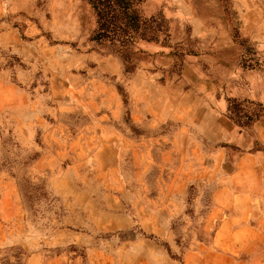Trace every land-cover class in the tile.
<instances>
[{
  "label": "rangeland",
  "instance_id": "obj_1",
  "mask_svg": "<svg viewBox=\"0 0 264 264\" xmlns=\"http://www.w3.org/2000/svg\"><path fill=\"white\" fill-rule=\"evenodd\" d=\"M129 2L136 34L96 40L86 0H0V264H247L246 250L227 260L221 253L228 244L238 252L247 235L228 240L224 227L212 241L226 220L213 194L237 167L264 173V0L218 5L232 47L217 49L215 62L241 73L220 87L255 88L257 97L229 98L231 114L218 123L229 139L237 127L252 147L220 140L223 162L205 159L196 173L175 150L180 121L165 118L147 138L131 121L137 110L152 120L136 103L145 89L187 92L180 81L208 67L200 45L216 41L193 37L194 25L179 19L182 0ZM242 3L255 7L247 25ZM215 147L204 139L199 151Z\"/></svg>",
  "mask_w": 264,
  "mask_h": 264
},
{
  "label": "clouds",
  "instance_id": "obj_2",
  "mask_svg": "<svg viewBox=\"0 0 264 264\" xmlns=\"http://www.w3.org/2000/svg\"><path fill=\"white\" fill-rule=\"evenodd\" d=\"M219 3L220 0H182L179 19L194 25L193 37L201 40L211 37L216 41L212 43L211 48H206L203 44L200 45L201 56L199 59L203 60L208 67L206 70L194 69L195 81H180L181 86L185 83L190 85L187 92L175 89L165 90L158 86L154 91L145 89L136 97V103L143 105V112L151 114L152 120L143 121L142 115L137 110V113L133 114V120L131 121V123L143 130L146 138L152 134L156 126L163 122L165 118L180 121L181 127L176 135L175 150L179 151L181 148L185 150V159L189 161L185 171L191 173H196L205 159L223 162L227 150L218 147L220 140L237 143L245 148L252 147L251 143L244 144L241 139L243 133L237 127L233 126L231 139H229V135L225 133L224 128L218 123V121H227L231 114L230 105L232 101L229 98L237 97L242 99L244 96H249L250 99H257V97L252 95L255 88L245 92L238 88L225 90L220 87L221 84L230 83L233 79H239L241 73L238 67H234L231 71H223L215 62L217 49L232 47L230 39L231 26L222 21L218 8ZM240 9H243V11H240ZM237 10L240 11L239 18L244 20L245 25H247L248 21L245 17L248 12L255 11V7L254 5L249 7L247 3H242L237 6ZM260 27L264 28V25ZM260 39V48L264 51V36H261ZM114 46L120 48L119 38L114 41ZM236 54L237 56L239 55L238 50ZM63 58L65 56L58 57V59ZM188 59L194 62L192 56H189ZM3 75L7 78L8 73L5 72ZM137 75L142 76L143 73L138 72ZM245 79L251 80L254 85L259 82L251 75L246 76ZM217 80H219V83H216ZM260 99H264V94L261 95ZM202 109L204 111L201 113ZM112 111V118L119 121L121 108L118 101ZM52 114L54 115V113ZM198 114H200L199 118ZM8 126L10 125L5 124L4 126V136H7ZM18 132L19 129L17 128L14 139H19ZM204 139H208L212 145L216 146L212 152L206 155L201 154L199 151L200 144ZM32 147L34 148L35 145H32ZM214 166L213 164L212 167ZM32 174L34 175L35 173L33 172ZM118 254L119 250H117Z\"/></svg>",
  "mask_w": 264,
  "mask_h": 264
},
{
  "label": "crops",
  "instance_id": "obj_3",
  "mask_svg": "<svg viewBox=\"0 0 264 264\" xmlns=\"http://www.w3.org/2000/svg\"><path fill=\"white\" fill-rule=\"evenodd\" d=\"M243 172L241 168H235L226 177L225 187L213 194L214 209L223 212L226 220L219 224L212 241L214 242L224 227L228 230L226 237L228 240H244L247 235L249 243L241 245L238 252L236 251L238 247L228 244L221 253L227 260L232 259V255L245 254L246 250L247 264H264V251L261 249L264 245V232L259 227L264 221V173H258L255 168L249 169L247 173ZM256 207L262 210L260 214ZM244 222L252 223L254 226L245 227ZM238 225H241L239 229L234 228Z\"/></svg>",
  "mask_w": 264,
  "mask_h": 264
},
{
  "label": "trees",
  "instance_id": "obj_4",
  "mask_svg": "<svg viewBox=\"0 0 264 264\" xmlns=\"http://www.w3.org/2000/svg\"><path fill=\"white\" fill-rule=\"evenodd\" d=\"M92 7L96 17V36L99 40L115 36L116 32L128 36L130 29L135 28L139 17L131 8L129 0H86ZM121 29V30H119ZM132 34V33H131ZM143 36V35H142ZM131 37V36H128ZM145 39V38H144Z\"/></svg>",
  "mask_w": 264,
  "mask_h": 264
}]
</instances>
